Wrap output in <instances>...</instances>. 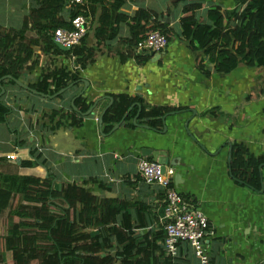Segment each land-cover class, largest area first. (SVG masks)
<instances>
[{
	"label": "crops",
	"instance_id": "crops-1",
	"mask_svg": "<svg viewBox=\"0 0 264 264\" xmlns=\"http://www.w3.org/2000/svg\"><path fill=\"white\" fill-rule=\"evenodd\" d=\"M70 1L61 14L67 21L72 6L78 5ZM187 2L203 3L196 17L210 25L213 20L209 11L217 7L227 12L241 10L238 0ZM39 3L0 0V27L21 29ZM184 5H174L173 0H127L122 12L133 16L139 9H149L159 14L162 22L179 29ZM107 9L108 3L101 2L88 9L89 46L97 41L96 29L103 24L102 15ZM128 36L129 27L121 25L117 38L102 47L98 58L81 70L88 86L81 82L69 87L62 99L22 94L8 123H0V172L42 180L52 176L55 188L66 184L84 186L95 196L116 201V206L122 208L119 224L133 227V237L140 247H155L156 255L148 262L156 263L157 259V264H164L169 255L172 264H198L186 242L179 245L175 255L166 252L162 229L164 190L146 184L138 172L140 159L153 161L152 156H143L144 149L163 151L169 161L165 167L174 170L172 185L209 220L212 235L205 246L211 264H264V166L262 188L255 191L233 179L229 162L233 143H241L254 156L264 157V67L252 68L241 62L228 74H219L207 57L204 69L210 75H206L197 62V52L178 37L170 39L159 58L137 48L135 53L149 57L145 63L134 57L123 60L121 55L129 48L121 39ZM27 37L38 38L33 31ZM44 46L40 41L33 47L38 63L32 72H24L23 83L37 82L42 70L54 66L77 69L73 58L54 51L46 53ZM81 95L94 103L92 113L78 127L52 132L48 119L52 110L68 109ZM110 95L140 98L146 111L154 107L185 110L164 116L160 130H156L146 124L154 118L141 119L142 106L135 103L124 117L134 107L138 109L131 118L132 126L122 122L117 130L104 135L99 117L113 100L106 99ZM10 155L15 160H8ZM26 161L34 163L22 167Z\"/></svg>",
	"mask_w": 264,
	"mask_h": 264
},
{
	"label": "trees",
	"instance_id": "trees-1",
	"mask_svg": "<svg viewBox=\"0 0 264 264\" xmlns=\"http://www.w3.org/2000/svg\"><path fill=\"white\" fill-rule=\"evenodd\" d=\"M39 2L38 8L25 18L21 29L3 30L0 27V94L2 89L5 90L0 96V123H8L14 105L19 104L23 93L30 97L41 96L16 83V80H22L25 71L36 69L38 61L34 60L33 47L40 41L45 45L46 53L64 54L77 64V69L57 66L44 69L37 82L28 83L31 89L45 97L79 86L83 82L81 70L98 58L102 47L117 38L123 24L130 29V36L121 39L129 48L121 55L123 60L134 57L145 63L149 57L135 51L151 32L160 31L169 42L178 37L195 50L197 62L206 75H210L204 69L207 57L219 74H228L241 62L252 68L264 67V0H238L241 10L234 12L217 7L209 11L213 25L196 17V11L203 3L173 0L174 5L185 4L179 29L162 22L161 16L149 9H139L133 16L126 15L122 9L127 0H84V5L72 6L70 21L61 15L67 0ZM97 2L108 3L109 9L104 10L103 24L96 29V43L89 46L85 36L72 50L60 49L53 41L56 29L71 28V20L79 15L86 17L89 7ZM29 31L35 32L38 38H28ZM106 99H113V104L110 107L103 105L102 111L107 107L101 125L104 135L110 134L121 122L132 126L131 118L138 109L134 107L124 117L135 103L142 106L141 119L154 118L146 124L156 130H160L164 116L185 110L154 107L146 111L142 99L128 95H110ZM93 106L94 103H88L81 95L75 99L76 109L69 104L66 110H52L48 117L52 123L51 131L80 126ZM32 154L34 156L35 152ZM33 163L23 162L22 167H31ZM263 166L264 157H256L243 144L233 143L230 172L238 183L260 191ZM53 178L42 180L0 172V264L4 262V252L12 254V264H157V259L156 263L148 262L156 255L155 247L153 250L149 245L140 247L133 237V227L119 224L122 208L116 206V201L95 196L78 184L55 188ZM6 212L7 217H4ZM90 230L97 233L92 234ZM167 258L164 264H172L171 256Z\"/></svg>",
	"mask_w": 264,
	"mask_h": 264
},
{
	"label": "built area",
	"instance_id": "built-area-1",
	"mask_svg": "<svg viewBox=\"0 0 264 264\" xmlns=\"http://www.w3.org/2000/svg\"><path fill=\"white\" fill-rule=\"evenodd\" d=\"M84 0H71V4H82ZM88 18L82 15L71 20V28H58L53 34V41L62 47L73 49L87 35ZM169 45L167 37L160 31L151 32L138 47L140 51L161 53ZM15 160L14 155L7 157ZM138 172L142 180L152 186H159L165 193V214L162 221L164 248L167 253L175 255L182 242L188 243L198 264H211L206 249V240L212 235L208 218L190 204L172 185L174 170L158 162L140 159Z\"/></svg>",
	"mask_w": 264,
	"mask_h": 264
},
{
	"label": "water",
	"instance_id": "water-1",
	"mask_svg": "<svg viewBox=\"0 0 264 264\" xmlns=\"http://www.w3.org/2000/svg\"><path fill=\"white\" fill-rule=\"evenodd\" d=\"M56 45H57L60 49H62V50H64V51H70V50H71V49H69V48L62 47V46H60V45H58V44H56ZM150 55H151L152 57H158V58L160 57V53H156V52H151ZM8 78H11V77H8ZM83 82L85 83L86 86H88V83H87L86 80H83ZM16 83H17L21 88H23V89H25V90H28V91L32 92L33 94H35V95H41V96H44V97H45V95L40 94V93H38L37 91L31 89V88L29 87L28 84H25V83H23L22 81L16 80ZM65 91H66V90H61V91H59L55 96H52V97H50V98L58 97V96L64 94ZM4 93H5V90L2 89L0 96H2ZM112 104H113V100L110 101L109 107H110ZM74 105H75V102H74V100H73V101H72V106L74 107ZM74 108H75V107H74ZM75 109H76V108H75ZM92 110H93V109H91L90 111H88L86 115H90V114L92 113ZM106 110H107V109H105V111H104V112L100 115V117H99V123H100V125L103 124V118H104V114L106 113ZM134 123H135V125H137L136 120H135ZM121 124H122V122L119 123L118 125H116V126L114 127L113 130H117V129L120 127ZM142 154H143V156H152V160H153L154 162H158V163L162 164L163 166L167 165L168 162H169V161H168L167 154H166L165 152H163V151H153V150H150V149H144ZM230 161H231V155H230V157H229V162H230ZM17 162L20 164V162H21L20 159H18Z\"/></svg>",
	"mask_w": 264,
	"mask_h": 264
},
{
	"label": "rangeland",
	"instance_id": "rangeland-1",
	"mask_svg": "<svg viewBox=\"0 0 264 264\" xmlns=\"http://www.w3.org/2000/svg\"><path fill=\"white\" fill-rule=\"evenodd\" d=\"M37 101H40V100H37ZM3 146H5V144H3ZM3 146H1V147H3ZM6 214H7V212L4 214V217H7ZM2 231H3V228L1 230V233H2ZM2 264H12V254L10 252H4V262Z\"/></svg>",
	"mask_w": 264,
	"mask_h": 264
}]
</instances>
